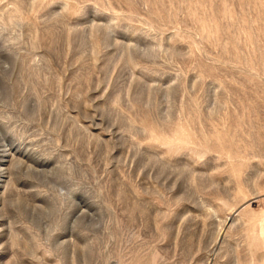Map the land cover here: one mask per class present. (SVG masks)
<instances>
[{
    "label": "rangeland",
    "instance_id": "374dc122",
    "mask_svg": "<svg viewBox=\"0 0 264 264\" xmlns=\"http://www.w3.org/2000/svg\"><path fill=\"white\" fill-rule=\"evenodd\" d=\"M0 264H264V0H0Z\"/></svg>",
    "mask_w": 264,
    "mask_h": 264
}]
</instances>
